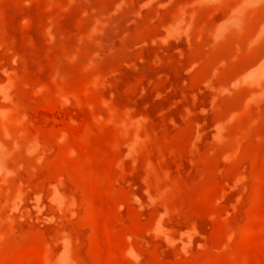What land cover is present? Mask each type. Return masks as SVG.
Instances as JSON below:
<instances>
[{
  "label": "rangeland",
  "instance_id": "1",
  "mask_svg": "<svg viewBox=\"0 0 264 264\" xmlns=\"http://www.w3.org/2000/svg\"><path fill=\"white\" fill-rule=\"evenodd\" d=\"M0 264H264V0H0Z\"/></svg>",
  "mask_w": 264,
  "mask_h": 264
}]
</instances>
